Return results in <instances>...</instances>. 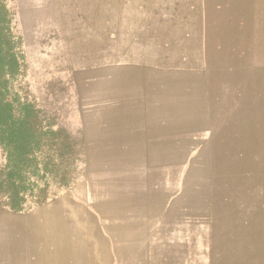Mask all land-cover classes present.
<instances>
[{"label": "rangeland", "instance_id": "1", "mask_svg": "<svg viewBox=\"0 0 264 264\" xmlns=\"http://www.w3.org/2000/svg\"><path fill=\"white\" fill-rule=\"evenodd\" d=\"M4 4L50 173L9 209L0 145V264H264V0Z\"/></svg>", "mask_w": 264, "mask_h": 264}, {"label": "trees", "instance_id": "2", "mask_svg": "<svg viewBox=\"0 0 264 264\" xmlns=\"http://www.w3.org/2000/svg\"><path fill=\"white\" fill-rule=\"evenodd\" d=\"M4 2L0 0V145L6 164L1 185L5 188L6 206L20 211L29 199L35 204L45 201L38 182L47 183L50 169L47 163L38 161L43 138L37 110L15 88L23 73V63ZM36 191L40 195H34Z\"/></svg>", "mask_w": 264, "mask_h": 264}, {"label": "crops", "instance_id": "3", "mask_svg": "<svg viewBox=\"0 0 264 264\" xmlns=\"http://www.w3.org/2000/svg\"><path fill=\"white\" fill-rule=\"evenodd\" d=\"M230 37H231V36H230ZM224 46H228V44H225ZM222 51H223V50H222ZM222 51H219V52H222ZM219 52H218V53H219Z\"/></svg>", "mask_w": 264, "mask_h": 264}, {"label": "bare ground", "instance_id": "4", "mask_svg": "<svg viewBox=\"0 0 264 264\" xmlns=\"http://www.w3.org/2000/svg\"><path fill=\"white\" fill-rule=\"evenodd\" d=\"M55 229V228H54ZM52 239V238H51ZM53 241V240H52ZM22 247V246H21ZM24 248V247H23ZM65 248V247H64ZM14 251V250H13ZM15 252V251H14ZM51 255H53V254H51ZM53 258V257H52ZM54 260V259H53Z\"/></svg>", "mask_w": 264, "mask_h": 264}]
</instances>
